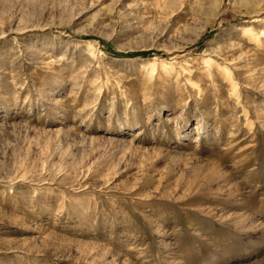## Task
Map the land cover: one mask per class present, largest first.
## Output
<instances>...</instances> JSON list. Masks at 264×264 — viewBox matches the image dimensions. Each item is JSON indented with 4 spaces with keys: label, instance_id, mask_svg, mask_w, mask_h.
I'll return each mask as SVG.
<instances>
[{
    "label": "rangeland",
    "instance_id": "374dc122",
    "mask_svg": "<svg viewBox=\"0 0 264 264\" xmlns=\"http://www.w3.org/2000/svg\"><path fill=\"white\" fill-rule=\"evenodd\" d=\"M0 264H264V0H0Z\"/></svg>",
    "mask_w": 264,
    "mask_h": 264
}]
</instances>
